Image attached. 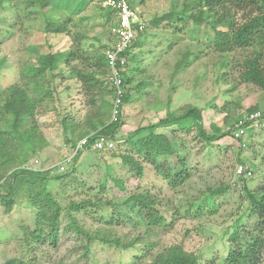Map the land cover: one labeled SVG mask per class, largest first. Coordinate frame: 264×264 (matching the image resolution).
I'll use <instances>...</instances> for the list:
<instances>
[{
  "label": "rangeland",
  "instance_id": "374dc122",
  "mask_svg": "<svg viewBox=\"0 0 264 264\" xmlns=\"http://www.w3.org/2000/svg\"><path fill=\"white\" fill-rule=\"evenodd\" d=\"M176 1L179 8L183 0ZM46 2L42 9L28 0H0V91L21 84L23 68L35 65L39 55L75 49L76 58L69 65L59 62L52 74L46 73L44 87L50 94L37 105L32 123L42 144L35 153L27 149L29 158L21 167L48 173V190L62 206L58 241L52 246L31 239L34 211L21 189L11 212L6 213L0 202V264L8 259L25 264H131L135 256H140L135 264H154L152 257L171 246L195 254L200 264H222L230 247L229 235L237 229L244 236L256 223L248 213L247 193L233 171L241 163L250 164L255 178L248 180V188L255 196L264 190V129L248 127L243 138L248 146L241 149L230 135L207 144L194 123L160 127L154 134L167 136L175 156L156 161L138 156L135 144L148 136L146 127L167 119L168 114L181 117L187 106L201 110L202 129L210 136L217 134L216 128L221 134L228 131V125L250 108L264 118V94L258 87L240 83L233 65H224L226 58L213 48L209 28L190 20L155 25L156 17L172 10L174 0H131L147 23L145 33L124 58L123 69L132 80L124 87L130 99L121 112L122 124L110 148L85 149L76 154L73 164H62L81 138L79 130L65 129L63 122L81 126L96 107L104 113L99 100L90 104L84 86L70 77V71L85 69L91 56L105 52L112 42L111 25L101 17L104 12L97 0ZM43 14L71 17L70 37L43 32ZM254 14L249 8L231 10L228 22L238 25ZM224 106L225 123L220 114ZM123 155L140 162L142 177L122 163ZM58 164L65 171H58ZM57 176L64 178L58 181ZM19 180L15 178V183ZM11 181L6 175L0 182L3 195ZM222 185L228 186L225 194L209 196ZM134 194L153 199L164 219L152 234L145 232L147 212L126 203ZM70 203L83 205L70 213L75 222L68 217ZM103 233L140 241L127 250L87 241Z\"/></svg>",
  "mask_w": 264,
  "mask_h": 264
},
{
  "label": "trees",
  "instance_id": "16d2710c",
  "mask_svg": "<svg viewBox=\"0 0 264 264\" xmlns=\"http://www.w3.org/2000/svg\"><path fill=\"white\" fill-rule=\"evenodd\" d=\"M91 1L93 0H85L86 3ZM128 1L131 2V0ZM33 3L39 4L42 9L47 7L46 0H28L29 5ZM177 3L174 0L170 12L156 17L155 25H160L165 21L171 23L172 21L187 22L190 20L197 27L209 28L213 32V48L226 58L224 65H233L232 70L238 72L240 83L258 87L264 94V0H183L179 8ZM246 8L254 10L256 14L248 16L244 22L238 25L228 22L231 10H245ZM103 12L101 17L112 25L114 19L112 12L110 10H103ZM43 16L44 14L41 16L45 22L43 32L60 38L64 35L70 37L71 17L57 19L50 15L47 16L48 18ZM219 27L224 30H219ZM145 31L140 33L130 48L122 54L124 58L129 55V50L136 45ZM75 42L76 39H72V43ZM75 58L76 52L72 48L62 53L41 54L35 65L23 68L21 84H14L0 91V182L6 175L12 177L7 194L3 195L0 192V202L6 213L11 212L13 206L18 203L19 199L16 200L18 191L23 189L26 204L34 211V230L31 233V239L35 244H51L52 246L57 244L62 206L48 190L47 172L28 171L21 167L29 158L27 149L31 153H35L38 146L42 144L41 138L36 135L37 127L32 123L37 105L42 104L44 97L50 94L44 87L46 73L52 74L57 69L59 62L69 65ZM120 73L124 90L123 109L124 104L128 103L130 99L124 87L131 83L132 77L123 69V66H120ZM70 77L77 79L84 86L91 105H95L99 100L103 105L100 108H103L104 113L100 114L96 107L86 116L84 124L81 126L68 125L64 121L65 129L70 127V130H79L81 132L80 140L91 134L95 135L90 138V141L98 136L114 139V132L122 124V121L121 115L115 121H111L115 90L109 82V68L105 52L96 53L95 57L91 56L85 69L72 68ZM225 109L224 106L220 110V114L224 115V123L228 113ZM255 111H257L255 107L250 108L247 114ZM167 117V119H161L156 125L146 127L145 129L149 132L148 136L135 144L136 154L143 160L156 161L159 157L175 156V150L167 136L154 134L157 128L169 127L173 124L187 127L189 123H194L199 129L200 136L207 144H210L213 141L224 139L227 135L231 136L235 125L242 120V117H237L228 125L230 129L222 134L219 129L214 128L217 134L210 136L206 135L202 129L201 110L196 107L187 106L181 117L177 118L174 114H168ZM236 142L241 149L248 146L242 147L241 141ZM120 159L124 165L135 172L137 177H142L143 167L138 160L128 155L120 156ZM241 165L243 164L241 163ZM246 167L252 168L250 164ZM251 170L253 171V169ZM71 171H73V167ZM18 177L20 180L16 184L15 178ZM63 178L64 176H57L54 179L61 181ZM235 178H238V182L243 185L241 188L247 193L248 213L256 223L251 232L245 234L246 236L241 235L237 229L229 235L230 247L222 264H264V190L258 196L251 193L247 182L255 178V175L249 178L241 176H235ZM227 190L228 186L222 185L211 190L209 196H221ZM126 203H135L147 212L146 234H152V229L161 226L164 219L156 211L153 199L143 194H134ZM82 207V204L70 203L68 205V217L71 221L75 222L70 213L78 212ZM77 230L79 231V229ZM92 240L123 250L132 248L137 241H140L137 238L130 240L113 238L106 233L89 236L87 241L91 242ZM139 258L140 256H135L131 264H135ZM152 259L154 264H200L195 254L186 253L180 246L166 248L153 256ZM2 264L25 263L16 259H8Z\"/></svg>",
  "mask_w": 264,
  "mask_h": 264
},
{
  "label": "built area",
  "instance_id": "2783aa9c",
  "mask_svg": "<svg viewBox=\"0 0 264 264\" xmlns=\"http://www.w3.org/2000/svg\"><path fill=\"white\" fill-rule=\"evenodd\" d=\"M97 3L101 9L110 10L114 18L109 28L112 42L107 47L105 56L109 68V82H111L115 90L111 113V121H115L122 112V96L124 93L120 73V66L122 67L125 63L122 54L130 48L137 36L145 30L147 21L139 10L131 6L128 0H98ZM248 127L264 129L263 115L258 111L249 113L242 118L239 124L235 125L231 137L234 141H241L242 147L247 145L246 140L243 138ZM94 135L91 134L79 140L72 156L63 161L62 164H73L72 160L76 154L81 153L85 149L102 151L112 146V141L105 136H98L93 141H90V138ZM62 164L57 165L58 171H65V167ZM25 170L37 171L30 167ZM234 171L236 177L249 178L253 176V171L244 165H237Z\"/></svg>",
  "mask_w": 264,
  "mask_h": 264
}]
</instances>
